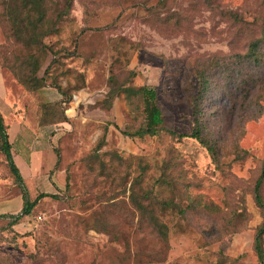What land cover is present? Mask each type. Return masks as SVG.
<instances>
[{
	"label": "rangeland",
	"instance_id": "obj_1",
	"mask_svg": "<svg viewBox=\"0 0 264 264\" xmlns=\"http://www.w3.org/2000/svg\"><path fill=\"white\" fill-rule=\"evenodd\" d=\"M64 3L48 0L53 19ZM263 25L264 0H73L37 74L53 76L29 91L19 77L35 52L0 21V112L24 180L0 152V216L19 214L25 192L57 197L12 229L0 218V264H258L264 76L253 95L223 108L216 76L204 133L222 148L218 163L193 139L127 136L144 124L141 100L107 99L121 86L156 87L166 125L191 133L198 67L245 54ZM61 102L63 122L45 125L43 105ZM133 187L169 203L156 210L166 239L135 210Z\"/></svg>",
	"mask_w": 264,
	"mask_h": 264
},
{
	"label": "trees",
	"instance_id": "obj_2",
	"mask_svg": "<svg viewBox=\"0 0 264 264\" xmlns=\"http://www.w3.org/2000/svg\"><path fill=\"white\" fill-rule=\"evenodd\" d=\"M62 10L56 12V19H53L50 14L48 0H0V21L9 30L10 35L19 43L35 53L30 55L28 69L19 77L20 83L29 91H37L46 86L47 80L51 79L53 74H49L50 68L45 73V76L38 78L37 74L41 69V64L47 58L51 46L48 45L47 39L59 32V24L67 17L73 7V0H64ZM54 66L57 62L54 61ZM134 74V73H132ZM219 75L224 79V86L221 91L217 92L219 98L215 103L221 108L229 105H237L239 97L251 96L259 85V78L264 76V25L262 27L261 36L250 42L249 48L245 54H236L229 58L208 59L204 64L200 65L196 71L197 77V95L193 100V117L194 125L191 133L182 134L169 128L164 119L163 111L159 104V91L156 87L151 86H121L113 88L108 94V99H113L115 96L124 95L128 100L138 98L143 104L144 124L134 133L124 131V134L131 137H159L162 134H168L179 140L193 139L200 143L209 152L213 162L218 163L222 155V148L218 143L210 140L205 135V120L204 110L209 95L216 86L215 78ZM52 86L57 88L61 94L65 95L61 87L52 83ZM261 98V97H260ZM70 101L67 100L66 102ZM64 104H46L42 109L44 116H50L46 125L58 124L63 120L58 116V109ZM259 112H262V105L259 100L256 101ZM45 120V117H44ZM119 128V127H118ZM104 143V142H103ZM12 144L9 141V133L5 126L4 117L0 112V152L6 157L7 164L11 173L16 178L17 182L22 186L24 180L21 172L14 161L12 153ZM248 154V151H244ZM61 159L58 154L57 166ZM144 170V168H143ZM142 176L144 174H141ZM142 176L136 179V186L140 187ZM264 160L262 163L261 173L255 183L254 197L257 205L264 210ZM132 189L131 200L134 208L140 214L141 219L149 224L158 234L166 239L167 227L161 222L157 215V207L166 208L169 203L159 201L154 191L146 192L140 197L139 193ZM24 208L17 215H1L0 218L10 219L9 228L21 223L25 216L33 213L36 206L41 200L47 197L57 198L55 195L41 193L35 200H31L26 192L23 194ZM254 250L258 258V264H264V220L256 229Z\"/></svg>",
	"mask_w": 264,
	"mask_h": 264
}]
</instances>
